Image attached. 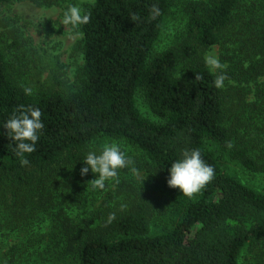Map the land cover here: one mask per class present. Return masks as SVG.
Returning <instances> with one entry per match:
<instances>
[{
    "label": "trees",
    "instance_id": "obj_1",
    "mask_svg": "<svg viewBox=\"0 0 264 264\" xmlns=\"http://www.w3.org/2000/svg\"><path fill=\"white\" fill-rule=\"evenodd\" d=\"M19 1L24 0H0V5ZM172 5L173 0H94L84 10L91 13L90 22L78 29L83 64L72 90L42 85L26 95L0 49V264H239L245 246L264 245V193L227 172L207 142L219 144L247 170L264 173L263 127L251 121L247 126L240 115L226 112L234 99L240 113L245 105L264 101L245 103L244 98L250 89L262 98L264 82L246 92L227 87L234 77L248 83L264 75V3L190 1L184 34L155 53ZM134 14L139 19L133 20ZM233 22L239 36L231 57L223 59L221 53L228 79L217 89L202 56L221 44ZM16 44L14 40L8 47ZM185 61L189 65L176 75ZM137 96L156 119L140 110ZM20 105L38 108L44 124L35 151L25 154L27 165L21 164L17 142L4 127ZM100 137L125 140L140 154L133 166L148 173V179L137 187L122 180L115 190L126 194L130 205L120 203L125 208L111 221L110 216L75 219L65 214V195L62 206L42 211L53 200V191L45 186L70 189L54 168L85 164L88 152L95 151L91 144ZM185 149H199L215 170L214 180L192 199L167 183L172 163L182 159ZM32 182L40 191L31 196L28 189L21 197L11 190ZM9 192L11 200L5 201ZM168 205L178 209V219L151 235V217Z\"/></svg>",
    "mask_w": 264,
    "mask_h": 264
},
{
    "label": "rangeland",
    "instance_id": "obj_2",
    "mask_svg": "<svg viewBox=\"0 0 264 264\" xmlns=\"http://www.w3.org/2000/svg\"><path fill=\"white\" fill-rule=\"evenodd\" d=\"M50 1L51 3L44 4L41 1L24 0L0 5V49L6 55L9 63V71L15 82L21 87L31 88L32 92H37L42 85H52L61 90L74 89L76 79L83 64L82 51L79 46L82 36L81 33L78 30L71 29V26L62 25L61 22L63 13L68 5H79L85 10L87 6L92 4V0ZM190 1L193 0H173L174 5L171 6L165 16L160 36L156 42L155 53L175 44L181 35L184 34L189 15L186 4ZM255 1L264 3V0ZM237 28L235 22H233L225 30L221 44L212 46L205 53L214 52L218 55L219 59L221 53H224L223 59L225 57H231L234 51L236 36H239ZM14 40H17L18 44L8 47ZM205 53L202 56L204 63ZM224 63L227 64V62ZM187 65H189V61L180 63L176 68L175 74L182 73ZM257 78V82L251 80L247 83L244 78L234 77L228 80L227 87H233L239 89L240 92H246L249 88L248 86H256L257 83L264 82V75ZM255 93V90L250 89L249 94H244L245 103L252 101L258 103L255 101L257 99L264 100V96L258 98ZM233 101V104L232 102L227 103L226 112L228 114H231L232 117L240 115L243 119V124L248 126V121H251L253 126L263 127L262 129L264 131V101L258 103L255 107L245 105L244 108L247 109L242 113L237 110L238 102L236 99ZM136 103L145 115L156 119L150 113L147 105L140 96L136 97ZM227 122L230 121L228 120ZM113 141L120 144L122 151L133 162L140 159L139 152L122 139L100 137L91 144V147L99 153L105 143ZM207 142L208 146L220 155L223 168L227 172L233 174L239 180L257 191L264 193V173L247 170L238 162L231 160L227 151L222 150L219 144L209 140ZM259 143V147L264 146V136L263 140ZM86 166V164H82L78 167L54 168V172L58 175L57 177L68 180L67 184H69L70 189L67 190L65 185L55 188L50 186V189L45 186V190L53 191V200L48 202V207L45 206L46 208L44 207L42 211L46 212L49 209L55 210L62 206V204H59L61 195H65L68 198L66 205L68 208L65 209V214L68 213L71 217H76L75 219L92 216H97L102 219L113 214L115 215L118 211L124 209L125 207L119 205L120 203L130 205L126 194H115V190L119 187L118 184L109 181L107 182L105 190L93 189L89 182L98 178V174L92 173L89 168V172L82 176L81 169ZM132 167H134L133 164L129 168L119 170V183L122 180H126L131 181L130 183L134 186L140 184L143 186L144 181L148 179V173L135 168L138 174L134 175L130 170ZM123 187L125 188V185ZM11 190L14 192L17 191L19 197L24 196L23 194L27 190L31 196L34 192H39L40 187L36 182H32L27 187L26 185L23 188H16L14 186ZM77 199L81 201L78 202ZM4 200H11L10 192ZM51 203L54 205L51 206ZM15 206L20 208L18 210L23 211L21 210L23 207L19 205ZM31 206L29 204L28 207H24V210H29ZM32 212L34 213V211ZM179 215L180 212L173 205H168L166 211L161 213L159 211L155 212L150 221V234H159L172 227L173 222L178 219ZM101 219H96V223L100 222ZM113 235L117 237L116 234ZM259 263L264 264V245L258 244L257 247L245 246L242 250L239 264Z\"/></svg>",
    "mask_w": 264,
    "mask_h": 264
},
{
    "label": "clouds",
    "instance_id": "obj_3",
    "mask_svg": "<svg viewBox=\"0 0 264 264\" xmlns=\"http://www.w3.org/2000/svg\"><path fill=\"white\" fill-rule=\"evenodd\" d=\"M92 2L94 3V0ZM152 8L158 11L155 5ZM90 16L91 13L85 12L81 6L70 4L63 13L61 23L64 26H71L73 30H78L90 22ZM132 19L137 20L139 17L134 14ZM204 61L209 72L215 75L214 86L217 89H223L224 82L228 79L226 75L228 65L222 63L214 52L205 53ZM179 75L181 76V73ZM196 79L202 80L203 77L196 75ZM24 91L26 95H32L31 88H25ZM41 117L42 113L38 108L20 105L17 112H14L4 124L8 130L7 135L12 141L17 142L15 153L20 158L22 165L28 164V160L24 158L25 154H31L35 151V145L40 138L39 134L44 128ZM84 163L87 166L81 169V175H86L90 168L92 173L98 174V178L89 182L92 188L105 190L107 182L119 183V170L129 168L133 161L122 151L120 144L113 141L105 143L99 153L96 151L88 152L84 158ZM130 170L134 175L138 174L134 167ZM214 178L215 170L204 161L200 150L185 149L182 152V159L172 163L170 178L167 183L169 187L178 188L184 196L192 199L201 193ZM114 218V214L110 215L109 221Z\"/></svg>",
    "mask_w": 264,
    "mask_h": 264
}]
</instances>
